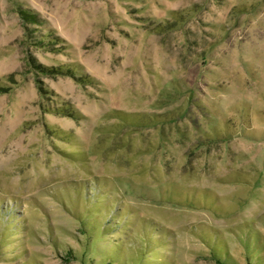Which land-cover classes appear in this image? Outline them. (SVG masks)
Wrapping results in <instances>:
<instances>
[{
	"label": "rangeland",
	"instance_id": "1",
	"mask_svg": "<svg viewBox=\"0 0 264 264\" xmlns=\"http://www.w3.org/2000/svg\"><path fill=\"white\" fill-rule=\"evenodd\" d=\"M0 264H264V0H0Z\"/></svg>",
	"mask_w": 264,
	"mask_h": 264
},
{
	"label": "trees",
	"instance_id": "2",
	"mask_svg": "<svg viewBox=\"0 0 264 264\" xmlns=\"http://www.w3.org/2000/svg\"><path fill=\"white\" fill-rule=\"evenodd\" d=\"M30 20H32V19H30Z\"/></svg>",
	"mask_w": 264,
	"mask_h": 264
}]
</instances>
